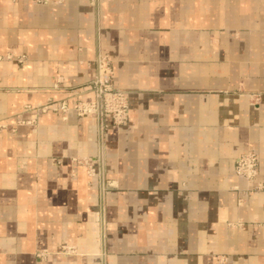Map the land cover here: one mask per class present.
Here are the masks:
<instances>
[{"label": "crops", "instance_id": "crops-1", "mask_svg": "<svg viewBox=\"0 0 264 264\" xmlns=\"http://www.w3.org/2000/svg\"><path fill=\"white\" fill-rule=\"evenodd\" d=\"M0 53V264H264V188L235 172L254 151L264 184V0H0ZM99 55L130 107L105 199L75 161L97 118L58 109Z\"/></svg>", "mask_w": 264, "mask_h": 264}, {"label": "built area", "instance_id": "built-area-1", "mask_svg": "<svg viewBox=\"0 0 264 264\" xmlns=\"http://www.w3.org/2000/svg\"><path fill=\"white\" fill-rule=\"evenodd\" d=\"M10 54L7 58H13ZM4 56L0 53V61ZM99 72L91 81L95 97L89 101H78L71 108L67 104H62L58 109L63 113L74 110L79 116L94 115L97 118L98 152L91 157L75 158L78 163H83L88 168V173L92 177H97L101 182L102 190L105 189L106 178L104 168V138L106 134V118L111 117L116 125L124 124L129 117V99L125 91L117 89L113 83V75L110 70V62L106 55L98 57ZM1 126V125H0ZM235 172L244 177L252 190L264 188L263 183L257 182L259 175V157L256 152L249 151L242 154L236 163ZM214 264H233L225 255H218Z\"/></svg>", "mask_w": 264, "mask_h": 264}, {"label": "rangeland", "instance_id": "rangeland-1", "mask_svg": "<svg viewBox=\"0 0 264 264\" xmlns=\"http://www.w3.org/2000/svg\"><path fill=\"white\" fill-rule=\"evenodd\" d=\"M129 110H130V107H129ZM129 118V117H128ZM113 122V121H112ZM126 123V122H125ZM113 124H115L114 122H113ZM116 125V124H115ZM121 125H123V124H121ZM117 126H120V125H117ZM107 128H108V124H107ZM107 128H106V131H107ZM103 148H104V168H103V172H104V175H105V178H106V182H105V189L104 190H102V193H103V199H105V193H106V191H107V189H108V187L110 186V184H109V180L107 179V175H106V162H105V159H106V152H105V150H106V134H105V138H104V146H103ZM98 149H99V146H98ZM98 152V151H97ZM87 157H91V156H87ZM82 165H84L83 163H81ZM87 167V166H86ZM87 172H88V168H87ZM88 175L90 176V177H92L89 173H88ZM99 181V180H98ZM99 184H100V186H102L101 185V182L99 181ZM101 189H102V187H101ZM102 208H103V213H104V208H105V201L103 200V204H102ZM105 218V215H103V219ZM103 222H104V220H103ZM103 235H104V233H103ZM45 253H46V251H42V253H40V256L41 257H43L44 255H45Z\"/></svg>", "mask_w": 264, "mask_h": 264}]
</instances>
